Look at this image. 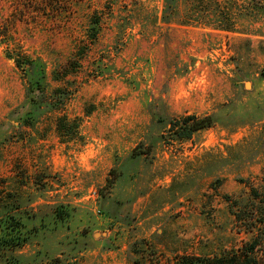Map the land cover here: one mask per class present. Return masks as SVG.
I'll use <instances>...</instances> for the list:
<instances>
[{
    "label": "rangeland",
    "instance_id": "rangeland-1",
    "mask_svg": "<svg viewBox=\"0 0 264 264\" xmlns=\"http://www.w3.org/2000/svg\"><path fill=\"white\" fill-rule=\"evenodd\" d=\"M194 1L234 31L185 24ZM165 3L0 0V264H206L251 239L264 0ZM190 115L215 124L175 139Z\"/></svg>",
    "mask_w": 264,
    "mask_h": 264
},
{
    "label": "trees",
    "instance_id": "trees-1",
    "mask_svg": "<svg viewBox=\"0 0 264 264\" xmlns=\"http://www.w3.org/2000/svg\"><path fill=\"white\" fill-rule=\"evenodd\" d=\"M253 9V8H251ZM235 10L230 3H204L194 1L188 7V15L193 19L185 24H213L224 31H234L237 26ZM178 11L174 0H166L164 18L168 20ZM21 67V65H18ZM264 75V74H263ZM213 116L197 117L190 115L170 121V132L177 140H190L195 133L213 127ZM113 180H110L112 183ZM235 225L237 233L251 235V239L238 249L212 259H205L206 264H264V178L261 184L252 186L246 201H235Z\"/></svg>",
    "mask_w": 264,
    "mask_h": 264
}]
</instances>
